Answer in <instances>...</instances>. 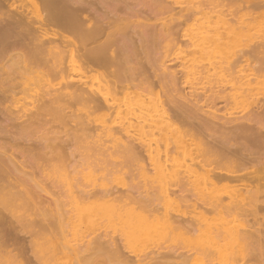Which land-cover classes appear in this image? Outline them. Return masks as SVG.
Instances as JSON below:
<instances>
[{"label": "bare ground", "instance_id": "6f19581e", "mask_svg": "<svg viewBox=\"0 0 264 264\" xmlns=\"http://www.w3.org/2000/svg\"><path fill=\"white\" fill-rule=\"evenodd\" d=\"M15 1L0 0V65L11 61L17 68L0 71V185L4 180L8 183L0 186V192L28 202L30 219L52 246L54 257L58 260L60 253L61 260L69 258L75 264H219L228 260L237 264L235 258L241 252L236 251L237 258L235 240L243 243L248 238L258 244L259 253L264 251L263 103L249 111L245 124L235 125L214 109L217 99H226L218 86L210 93L204 90V98L194 90L184 91L181 72L187 59L170 57L160 64L158 57L148 54L165 35L175 44L184 41L178 33L182 24L209 0L193 1L163 29L155 30L146 22V35L144 30L128 31L129 26H122L133 18L149 20L143 17L153 9L140 0H27L23 6ZM244 2L255 8L248 13L249 20L257 21V15L264 14V0ZM205 14L208 21L222 25L224 31L227 28L228 35L223 37L220 27L210 29L213 34L208 37L201 33L202 46L212 54L233 48L235 14L222 10ZM249 23L240 19L237 25ZM130 30L132 35L127 34ZM258 49L256 44H246L237 54L232 49L233 58L223 72L232 75L242 57ZM149 56L156 58L153 62H158L160 70ZM263 61L261 56L259 63ZM177 62L178 68H170ZM36 66L41 72L31 86L36 88L31 113L9 109L6 102L21 84L17 79ZM72 68L77 69V77H71ZM206 70L210 74L217 68L209 65ZM55 78L65 80L64 85H53ZM166 83L176 92L169 105L154 110L136 104L119 110L118 127L98 125L89 117L73 118L88 116L93 109H102L108 116L127 91L135 89L141 102L155 86ZM48 115L58 116V122L60 116L61 126L52 124ZM156 116L163 117L161 125L151 123ZM140 117L146 121L132 122ZM175 122L182 129L173 137L162 133L164 139L157 143L147 138L154 132L149 130L151 124L165 132ZM31 129L40 136L26 138ZM196 138L200 142L190 163L182 168L171 164L172 150L190 147ZM37 158L44 164L27 170L28 162L36 165ZM128 164L137 169H126ZM44 166L58 168L59 181L50 180ZM111 179L117 182L112 184ZM213 215H217L214 223L210 222ZM7 235L18 240L19 252H24L23 237L11 227ZM8 257L13 264H36L11 250Z\"/></svg>", "mask_w": 264, "mask_h": 264}, {"label": "rangeland", "instance_id": "374dc122", "mask_svg": "<svg viewBox=\"0 0 264 264\" xmlns=\"http://www.w3.org/2000/svg\"><path fill=\"white\" fill-rule=\"evenodd\" d=\"M193 1H195V0H165L164 2L163 1L159 2L157 0H140L141 4L146 5L147 7L149 6L150 8L152 7V9H153V12L150 13L151 15L149 13L145 12L147 14H145L144 15L145 17H143V18L147 17L146 19H149V20L148 21L141 20L142 21L141 22L137 18H133V19L128 20L129 22L123 23L125 25L126 24H129V25H126V26H124L122 24L121 25L123 27L129 26L128 31H129V28H132L133 30H137V31H141V32H143V30H144L145 31L144 33L146 35V34H148V33H146V30L144 28L145 27L144 24L146 22L152 24L153 28L154 27L156 28L155 30L163 29L165 24L171 23L173 21L175 15L179 11H182V10H185L186 8H189L192 5ZM244 1H246V0H244ZM244 1L243 0H209V1H205V4L201 5L199 7V10L195 11L196 12L195 16L193 18H191L189 21H187L185 24H182V29H179V31H178L179 36H180V38L182 37L181 39L182 40L184 39V41L179 42L178 44H175L172 41L171 37H168L165 35L164 37H161V39H159V42L157 41L158 44L155 47L156 49L154 48L155 50L153 49V50L149 51V53H148V54H150L152 52L153 56H156V58L158 57L157 59H159V60H157V61H160L159 62L160 64L162 61L161 59L166 58L169 60L170 57H173L176 60L177 59L178 60L187 59L189 62H187L188 64H186L185 69L181 72V76L183 78H185L183 80L184 85H185V86H183L184 91L189 92V91L194 90L195 92L200 93L202 95V98H204L205 97L203 94L204 90H207V92L210 93L211 89L218 86L220 89V95H225L226 99L225 98L217 99L216 104L214 106V109L215 110L218 109V113L221 116H224L227 119L235 121V125L238 124V122H240V123L242 122L241 124L246 122L247 121L246 116L252 108L257 109L258 106L262 105V103H263V107H264V95H263V91H264V67H263L264 61L262 64L259 63V58H261V56L262 57L264 56V41H262V40H264V38H262V37H264V14L262 13V15H257V16H259L257 21L256 20L255 21L249 20L250 15L248 13H250V14L254 13L255 8H252L251 6L250 7L246 6V2H244ZM166 4H167V6H166ZM15 5H17V6L28 5V2H27V0H16ZM172 9H173V11H172ZM217 10L218 11L222 10L228 14L231 12L233 14H235V18H234L235 19V35L233 36V38H232V36L230 38V42H231L230 44L233 45V48L229 47V49H225V51L230 52V51H233L232 49H235V54H237L238 51L240 50V48L246 46V44L247 45L248 44H256L259 46V49L257 51H254L255 53L254 52H250L249 54L246 53L245 56L242 57V62L237 65V67H236V69L232 75L225 74L223 72V69H222V67L226 68V66L229 64V62H231V59L233 58V56H231V55H233V54H231V52L225 53V51H223L225 53V55L223 52H220V54L218 53L219 55L218 54H212L202 46L203 40L205 39L203 37L204 36L208 37L209 35L213 34L214 29L216 30L220 27L219 24L216 23L217 24L216 25L214 22L208 21L206 19L205 13H209L212 11H215L218 13ZM263 11H264V8H263ZM201 13H204V14H201ZM259 13H260V11L258 12V14ZM204 18H205L206 22H205ZM240 19L250 21L251 23H249V26L239 27L237 25V22H239ZM212 23H214V24H212ZM209 24L211 25V28H210ZM212 25H213V28H212ZM118 26L122 27L120 25H118ZM225 26L227 27V25H224V28H225ZM222 28L223 27L221 25V27L218 30L221 32L223 37H226L228 35L227 34L228 30H227V28H225V31H224V29H222ZM210 29H213V32L210 31ZM131 30H130V32L127 31V34L132 35V34H130V33H132ZM201 33L203 34L202 38H201V35H202ZM145 41H147V40H145ZM198 45L199 46L201 45V48H200L201 50L198 48ZM198 51H199V53H198ZM228 53H229V56L226 55ZM207 55H209V56H207ZM153 56H151V58L154 59V60H152V62L156 60V58H154ZM227 56L231 57L230 60ZM201 57H203V58L201 59ZM149 58H150V56H149ZM206 59H207V61H206ZM227 61H228V63H227ZM155 63L153 62V64L156 65L155 67H157L158 62H155ZM179 65H180V62H177V64H175L173 66L171 65L170 68H172V69L178 68ZM209 65L216 67L217 70H212L210 72V74H208L206 72L207 71L206 68ZM2 66H4V67H2ZM2 66L0 65V68H1L0 71L2 70L5 72H11L13 69H14V71H16L15 70L16 66L14 65V63H11V61L7 62L6 64H4ZM36 67H38V66H36ZM36 67L32 68L31 71L29 70V72H27L26 75H23V77H21L22 76L21 75L20 78L17 79L18 80L17 83H19V84L21 83V84L18 85V87H17L18 89L16 88L17 93L11 94V98L9 97V100H7V102H6V104L9 106V109L20 111V112L25 111V112H23L25 114L31 113L33 106L36 104L35 97H34V92H35L36 88L33 89L32 87L34 85H36V81L38 80V76L40 75L39 72H41L40 67H38L39 69H37ZM160 67L161 66L158 65L157 69L160 70ZM8 70H11V71H8ZM219 70H221L222 72H220ZM71 71H72V73H71ZM71 71L69 72L71 77L73 76V78H74V77L78 76L77 75L78 74L77 69L75 70V68L74 69L72 68ZM87 76L90 79L89 81H93L91 79L92 78L91 74H88ZM79 77H81V76H79ZM193 77H194V79H193ZM20 81H22L24 83L23 84L24 86H21L22 82H20ZM64 81L65 80H62L61 78H55L52 80V84L55 85L56 87H61L64 85ZM20 86H21V89H20ZM144 87L145 86L143 85V87H140V88L144 89ZM140 88H138V90H140L139 93L142 92V90ZM132 90H134V91L129 90V92L127 91V94L121 95L119 97V99L117 100V106L115 108V111H113V113L109 114L108 116L103 113L102 109H96V110L93 109L88 113V116L86 114L85 115L83 114V116H82V114H79V116L75 115L73 118L74 119L77 118L75 120H79L80 116H81V118L82 117H84V118L89 117V118L95 120V122L98 123V125L102 124V125H106V126L118 127V125L122 122V118H120L119 114L117 113L119 110L122 111L123 109H126L127 107H133L134 105L136 106V104H137V106H143L144 105L145 107H148V108H150V106H151L152 108H154V110H155V108L159 109L158 107H161V105H169L170 100L173 98V97H171V95L176 93L174 91L173 86L170 83H168V84L166 83V84H163L161 86L157 85V86H155L154 90L151 93L142 97V99H141L142 101L140 102L141 95H139L140 97L137 96L138 93L137 94L135 93L136 92L135 89H132ZM138 90H137V92H138ZM138 97H139V100H138ZM152 108H150V109H152ZM13 112H15V111H13ZM20 112H17V113H20ZM115 113H117V115ZM20 115H22V114H20ZM51 117L53 118L50 120L52 122V124L56 125V123H57V125H59V123L62 121L61 120L62 118L59 116V119L61 121L59 120V122H58V120H57L58 116L56 118V115L55 116L54 115H52V116L48 115L47 118L50 119ZM135 119H132V122L136 123L135 121H139V124H140L141 121H142L141 123H143V121H146L145 118L141 119V117L138 118V120H137V118H135ZM155 119L156 120L152 121L151 123L154 122V124L157 123L158 125H161L164 122L163 121L164 119L162 116H160V118L158 116ZM243 120H244V122H243ZM71 123H73V122H71ZM154 124H151V126L149 127V130L151 128L150 131L153 130L154 132L148 133L149 135L147 137L148 139H150L152 137L151 139H153V141H154L153 143L163 141L164 136L163 135H162L163 137L161 136L162 133L164 135L165 134L167 135V136H165L166 138H171L174 135L178 134L179 133L178 131H180L182 129V128H180L181 125L179 123L175 122V123H173V125H171L173 127L169 126L168 128L165 129V132L164 131L158 132V131L154 130V128H153ZM59 126H61V125H59ZM178 128H180V130ZM33 130L34 129H31L32 132H30V130H29V132L26 131V133H25L26 138H28V139L32 138L33 140L36 139L37 135L40 132L38 131V133H36L37 130H34V131ZM27 132H28V135H27ZM29 133L31 135H29ZM35 135H36V137H35ZM39 136L40 135H38V137ZM155 136H157V138ZM199 142H200L199 139L196 138L193 140L192 146L187 147V148H182V149L180 148L177 150L176 149L172 150L173 152L170 153L171 154V156H170L171 164L175 165V163H178L179 165L177 164V165H175V167L180 168L179 166L181 165V168H182V166H184V164L190 163V158H191V156L195 155L197 147L199 145ZM153 146L155 147V144H153ZM9 152H11V151H9ZM19 159L22 160L23 158L19 157ZM37 159L38 160L36 161L37 162L36 165H34V164L32 165L31 161L28 162L29 164L27 163L29 166L27 168V170H31V169L34 170V168L36 169L37 167H35V166H37L39 163L42 164V162H43V164H44V160L41 159V161H40L39 158H37ZM28 160H30V159L28 158ZM34 162L35 161H33V163ZM125 168L132 170V169H137V166L135 164H128ZM42 169H44L47 173L50 174V180L59 181V176L61 174V171L58 168L44 166V167H42ZM37 171H38L37 175L40 176L41 170H37ZM109 179H107V180L109 181ZM116 179H114L115 181L111 179L110 182L111 183L117 182ZM108 181H106V182H108ZM5 184L7 185L8 183H7V181L5 183V180H4L1 183L2 187L5 186ZM219 185H221V190L226 189V187L222 189V187L225 186L224 184H219ZM0 191H3L2 188H0ZM2 193L3 192H0V264H13V262L8 259L9 258L8 257V251H10V250L14 253L18 252L20 255H22V258L26 259V257H29L31 259V263H36V264H73L74 263L75 264V261L70 260L69 258H65V259L62 258L63 260H61V254L60 253H59L60 255L57 254V256H56V257H58V260L54 257V252L52 251L53 250L52 246L47 243V241L45 240L46 239L45 236L41 233L40 230H38L36 228L33 221L30 219L31 211L29 210L30 207L28 205V202H26L25 200L9 199L10 197H5L4 194H2ZM210 220H211L210 222H213V223L216 222L217 221V215L211 216ZM239 223L242 224L243 222H238V224ZM10 227L13 229V232L16 235L23 237L22 239H24V243L26 246V249L24 250V252L23 251L19 252L20 244L17 243L18 240H14V238L12 236L7 235V229ZM253 242L254 241H252L251 238L244 240L243 243H238L235 240V244H234L235 248L234 249H235L236 257L241 252V254L238 256L239 259L236 260V258H235V263H237V264H264V253H261L264 251H261L259 253L258 244H256L255 242L253 243ZM20 243H23V241L21 240ZM239 247H240V249H238ZM263 247H264V242H263ZM236 251L237 252L239 251V254H237ZM254 252H255V254H254ZM257 253H258V255H257ZM260 256H262L263 259ZM223 262L224 261H222V263H219V264H231L229 262V260L226 261L225 263H223Z\"/></svg>", "mask_w": 264, "mask_h": 264}]
</instances>
